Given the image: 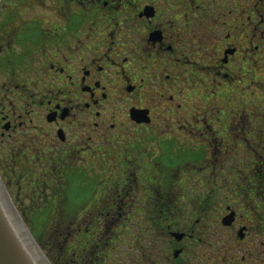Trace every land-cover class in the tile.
Returning <instances> with one entry per match:
<instances>
[{"label": "flooded vegetation", "instance_id": "flooded-vegetation-1", "mask_svg": "<svg viewBox=\"0 0 264 264\" xmlns=\"http://www.w3.org/2000/svg\"><path fill=\"white\" fill-rule=\"evenodd\" d=\"M0 180L72 264H264V0H0Z\"/></svg>", "mask_w": 264, "mask_h": 264}, {"label": "water", "instance_id": "water-1", "mask_svg": "<svg viewBox=\"0 0 264 264\" xmlns=\"http://www.w3.org/2000/svg\"><path fill=\"white\" fill-rule=\"evenodd\" d=\"M0 264H51L0 180Z\"/></svg>", "mask_w": 264, "mask_h": 264}, {"label": "rangeland", "instance_id": "rangeland-1", "mask_svg": "<svg viewBox=\"0 0 264 264\" xmlns=\"http://www.w3.org/2000/svg\"><path fill=\"white\" fill-rule=\"evenodd\" d=\"M35 215H37V218L41 217L39 214H35ZM27 227H29V230L36 238V240L38 239V242L39 243L41 242L40 245L42 244L44 246V248L42 247V249L48 259L54 260L56 264H72L70 260L71 258L70 254L68 255L69 256L68 259L67 254H63L61 252L63 250H62V245L59 244L60 239L58 237V231L59 232L63 231V229H52V228H47V226L42 227L39 223H37L35 227H31V226H27ZM71 238H73V236L70 237L69 245L70 242L72 241L74 243V239ZM59 254H62V258H59L58 260L57 257H59Z\"/></svg>", "mask_w": 264, "mask_h": 264}, {"label": "trees", "instance_id": "trees-1", "mask_svg": "<svg viewBox=\"0 0 264 264\" xmlns=\"http://www.w3.org/2000/svg\"><path fill=\"white\" fill-rule=\"evenodd\" d=\"M37 242H38V239H37ZM40 243H41V242H40ZM40 243L38 242L39 245H40ZM40 246H41V248H42V247L44 248V246H43L42 244H41ZM49 260H50V259H49ZM50 261H51L52 264H56V262H55L54 260H50Z\"/></svg>", "mask_w": 264, "mask_h": 264}]
</instances>
